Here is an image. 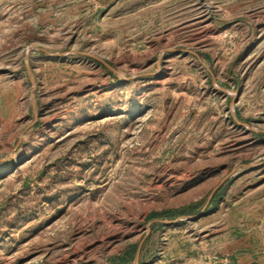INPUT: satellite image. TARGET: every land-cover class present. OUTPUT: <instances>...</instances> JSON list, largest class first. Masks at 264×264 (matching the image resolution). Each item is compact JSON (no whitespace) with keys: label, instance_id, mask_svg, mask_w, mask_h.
Wrapping results in <instances>:
<instances>
[{"label":"rangeland","instance_id":"rangeland-1","mask_svg":"<svg viewBox=\"0 0 264 264\" xmlns=\"http://www.w3.org/2000/svg\"><path fill=\"white\" fill-rule=\"evenodd\" d=\"M250 230L264 255V0H0V264H204Z\"/></svg>","mask_w":264,"mask_h":264},{"label":"crops","instance_id":"crops-1","mask_svg":"<svg viewBox=\"0 0 264 264\" xmlns=\"http://www.w3.org/2000/svg\"><path fill=\"white\" fill-rule=\"evenodd\" d=\"M251 232L250 230L232 239L228 244L229 247H223L217 260H210L204 264H264V255H257L254 249Z\"/></svg>","mask_w":264,"mask_h":264},{"label":"trees","instance_id":"trees-1","mask_svg":"<svg viewBox=\"0 0 264 264\" xmlns=\"http://www.w3.org/2000/svg\"><path fill=\"white\" fill-rule=\"evenodd\" d=\"M156 216H157V215L153 214V215H152V218H154V217H156Z\"/></svg>","mask_w":264,"mask_h":264}]
</instances>
